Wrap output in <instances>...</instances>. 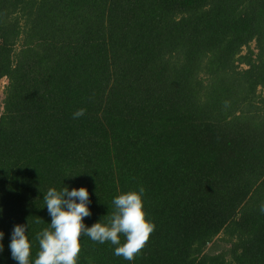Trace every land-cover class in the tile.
<instances>
[{"label": "trees", "instance_id": "16d2710c", "mask_svg": "<svg viewBox=\"0 0 264 264\" xmlns=\"http://www.w3.org/2000/svg\"><path fill=\"white\" fill-rule=\"evenodd\" d=\"M3 80L0 264L28 223L34 264L65 187L87 227L143 187L154 225L132 261L82 236L77 264H264V0H0Z\"/></svg>", "mask_w": 264, "mask_h": 264}, {"label": "clouds", "instance_id": "9594fccd", "mask_svg": "<svg viewBox=\"0 0 264 264\" xmlns=\"http://www.w3.org/2000/svg\"><path fill=\"white\" fill-rule=\"evenodd\" d=\"M85 109L74 112L77 119L85 114ZM139 191H129L118 195L112 201L115 210L108 218L87 227L84 218L91 215L89 209L90 198L86 188L72 189L65 187L62 191L50 188L43 199L48 214L51 216L49 228H45L36 235L39 251L34 264H77L81 251L80 239L87 236L94 242H110L115 246L114 255L132 261L145 247L154 225L147 219L144 211L142 194ZM79 201V202H77ZM264 213V204L260 206ZM39 223V221H37ZM26 225H16L12 231L11 250L12 258L17 264H30L32 245L26 234ZM121 234L125 242H121ZM0 232V241L3 240ZM0 251L3 245L0 243Z\"/></svg>", "mask_w": 264, "mask_h": 264}, {"label": "rangeland", "instance_id": "374dc122", "mask_svg": "<svg viewBox=\"0 0 264 264\" xmlns=\"http://www.w3.org/2000/svg\"><path fill=\"white\" fill-rule=\"evenodd\" d=\"M6 85H7V80H3L0 83V115L3 111V101H4V97H5L4 96V90H5Z\"/></svg>", "mask_w": 264, "mask_h": 264}]
</instances>
